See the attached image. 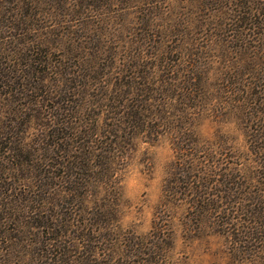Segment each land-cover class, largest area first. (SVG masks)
<instances>
[{
	"label": "trees",
	"instance_id": "1",
	"mask_svg": "<svg viewBox=\"0 0 264 264\" xmlns=\"http://www.w3.org/2000/svg\"><path fill=\"white\" fill-rule=\"evenodd\" d=\"M124 1L156 4L134 36L108 23L62 44L54 19L80 7L0 0V264H165L180 210L185 231L214 225L234 261L264 264V0H210L203 20ZM230 45L262 66L234 67ZM206 117L246 120L248 151L204 141ZM161 139L176 154L164 216L122 234L117 173Z\"/></svg>",
	"mask_w": 264,
	"mask_h": 264
},
{
	"label": "rangeland",
	"instance_id": "2",
	"mask_svg": "<svg viewBox=\"0 0 264 264\" xmlns=\"http://www.w3.org/2000/svg\"><path fill=\"white\" fill-rule=\"evenodd\" d=\"M207 1L210 0H163L158 6L168 11L173 18L186 17L185 19L203 20L206 17L202 11V5ZM67 4L77 5L75 10L80 7V13L72 16L67 12H62L54 19L52 24L55 31L54 37L58 40L64 39L62 44L68 43L71 39L77 40L87 33L91 36L96 32L104 37L109 34L108 23L112 30L124 25L125 36L129 39L137 33L136 23L140 12L156 5L151 2L127 4L124 0H67ZM106 4L110 5L112 10L101 6ZM199 5L200 9H197ZM126 6L130 9H122ZM66 13L68 15L64 16ZM62 28L65 29L59 33L58 30ZM224 30L220 37L221 40L224 38L223 41L226 40ZM220 35L221 33L218 37ZM230 46L229 49L236 54H234V59L232 58L234 62L230 59L229 64L232 62L234 67L241 69L262 66L259 63L252 64L248 55ZM229 49H226V52L231 57ZM224 64L222 63L221 66ZM246 127V120L214 121L206 117L201 122L198 132L204 141L209 143L218 141L216 134L226 135L227 138L233 139L235 146L247 152L250 143L246 137ZM175 158L176 154L169 140L161 139L153 144L143 143L138 147L126 168L118 171L116 191L120 201L119 214L115 222V229L118 232L126 235H148L153 229L154 221L158 222V219L164 216L162 205L166 201L165 182L172 170ZM186 215L183 210L173 215L174 249L168 253L169 259L165 264H246L234 261L235 259L229 253L228 239L215 232L214 225V229L208 227L206 232L189 233L185 231Z\"/></svg>",
	"mask_w": 264,
	"mask_h": 264
}]
</instances>
